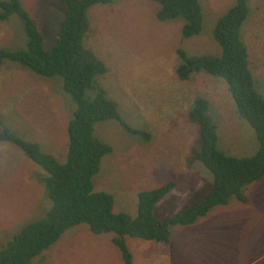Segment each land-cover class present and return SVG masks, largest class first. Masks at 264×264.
Masks as SVG:
<instances>
[{
    "label": "rangeland",
    "instance_id": "obj_1",
    "mask_svg": "<svg viewBox=\"0 0 264 264\" xmlns=\"http://www.w3.org/2000/svg\"><path fill=\"white\" fill-rule=\"evenodd\" d=\"M204 14L202 33L184 36L185 21L160 19L161 3L116 0L88 11L85 47L106 71L95 75L85 97L100 90L117 106L123 121L145 136L129 135L116 121L96 125L95 135L113 147L94 178L96 192L114 196V209L136 217L139 194L175 184L153 214L178 216L209 193L214 176L197 158L199 125L191 120L196 99L210 101L219 127L217 146L235 157H251L257 135L241 119L227 83L208 73L181 81L179 52L189 58L219 56L223 50L214 30L237 0H199ZM44 36L45 47L56 39L65 8L59 0H21ZM243 41L257 88L264 95V0H248ZM25 32L17 16L0 22V48H25ZM27 39V37H26ZM61 77L45 78L6 61L0 68V121L19 137L39 144L63 160L67 126L73 106ZM1 130V125H0ZM46 172L16 145L0 141V244L12 240L28 223L51 207L42 181ZM259 192V193H257ZM257 193V194H256ZM241 204L216 207L192 226L171 228L168 244L128 238L137 264H264V178L244 191ZM249 204L245 205L246 203ZM114 234H93L85 225L66 232L46 251L39 264H125L113 243ZM73 255L75 256L73 257ZM134 263V262H133Z\"/></svg>",
    "mask_w": 264,
    "mask_h": 264
},
{
    "label": "trees",
    "instance_id": "obj_2",
    "mask_svg": "<svg viewBox=\"0 0 264 264\" xmlns=\"http://www.w3.org/2000/svg\"><path fill=\"white\" fill-rule=\"evenodd\" d=\"M116 0H59L65 8L64 20L53 44L46 48L43 33L27 13L21 0H0V22L17 16L25 32V48H0V68L8 61L41 77H61L63 91L73 106L67 126L68 148L63 160L46 153L42 147L19 137L0 121V141L17 144L47 174L42 181L51 201L50 209L28 223L12 240L0 244V264H39V257L58 243L72 228L85 225L95 235L114 234L113 243L120 250L125 264H133L127 238L168 244L171 228L192 226L218 206L232 201L246 202L244 191L264 178V95L257 88L250 69L248 49L243 41L242 26L250 8L248 0H237L218 20L214 37L223 52L219 56L189 58L179 52L182 64L178 70L181 81L191 80L199 73L223 79L235 103L239 117L254 129L259 148L251 157L228 155L218 146L219 127L215 111L208 113L210 101L196 99L191 120L199 125L201 149L197 158L209 169L214 180L210 191L198 204L179 216L157 219L156 205L169 195L175 184L139 194L136 217L117 213L114 196L96 192L94 178L99 174L106 156L113 147L95 135L96 125L116 121L129 135L150 137L131 129L123 121L117 106L100 90L93 99L85 97L93 87L95 75L106 71L98 57L85 47L89 31L88 11L97 4H113ZM161 3L160 19L185 21L184 36L202 33L204 14L199 0H153Z\"/></svg>",
    "mask_w": 264,
    "mask_h": 264
},
{
    "label": "crops",
    "instance_id": "obj_3",
    "mask_svg": "<svg viewBox=\"0 0 264 264\" xmlns=\"http://www.w3.org/2000/svg\"><path fill=\"white\" fill-rule=\"evenodd\" d=\"M259 181H260V180H259ZM257 182H258V181H257ZM257 193H259V192H257ZM257 193H256V194H257ZM238 203L241 204V202H238ZM247 204H249V200H248V203H246L245 205H247ZM88 229H89V228H88ZM128 238H130V237H128ZM128 238H127V239H128ZM138 240H139V239H138ZM140 240H142V241H146V240H143V239H140ZM147 242H153V241H147ZM154 243L160 244V243H158V242H154ZM56 244H57V243H56ZM56 244H55V245H56ZM127 244H128V241H127ZM162 244H164V243H162ZM52 247H53V246H52ZM129 249H130V247H129ZM130 250H131V252H133L132 249H130ZM47 251H48V250H47ZM45 252H46V251H45ZM45 252H44V253H45ZM44 253H43V254H44ZM132 254H133V253H132ZM42 256H43V255H42ZM42 256H41V257H42ZM74 256H75V255H73V257H74ZM41 257H39V259H41ZM75 257H76V256H75ZM76 258H78V257H76ZM133 262H134L133 264H137V263L135 262V260H134Z\"/></svg>",
    "mask_w": 264,
    "mask_h": 264
},
{
    "label": "clouds",
    "instance_id": "obj_4",
    "mask_svg": "<svg viewBox=\"0 0 264 264\" xmlns=\"http://www.w3.org/2000/svg\"><path fill=\"white\" fill-rule=\"evenodd\" d=\"M35 74V73H34ZM37 75V74H36ZM39 76V75H38ZM262 93V92H261ZM263 94V93H262ZM10 129V128H9ZM11 130V129H10ZM1 131V130H0ZM12 131V130H11ZM4 142V141H3ZM9 143V142H8ZM14 145H16V146H18L19 148H20V146L19 145H17V144H14ZM21 149V148H20ZM22 150V149H21ZM23 151V150H22Z\"/></svg>",
    "mask_w": 264,
    "mask_h": 264
}]
</instances>
